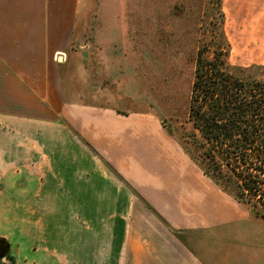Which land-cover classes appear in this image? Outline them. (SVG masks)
Listing matches in <instances>:
<instances>
[{"label":"crops","instance_id":"0c3cea01","mask_svg":"<svg viewBox=\"0 0 264 264\" xmlns=\"http://www.w3.org/2000/svg\"><path fill=\"white\" fill-rule=\"evenodd\" d=\"M40 1L0 0V97L18 102L0 114L20 117L15 126H0V239L8 244L0 264H264L251 213L205 176L164 124L81 106L80 139L57 119L74 116L73 104H25L60 98L53 57L74 21V0H62L60 19L51 8L35 10ZM247 1L263 0H228ZM115 18L103 15V35L122 34ZM116 67L103 60L110 68L103 79L116 81ZM10 191L18 193L15 202ZM38 196L48 205L33 206ZM73 228H81L85 244L76 251L58 239ZM103 228L111 230L104 253Z\"/></svg>","mask_w":264,"mask_h":264},{"label":"rangeland","instance_id":"374dc122","mask_svg":"<svg viewBox=\"0 0 264 264\" xmlns=\"http://www.w3.org/2000/svg\"><path fill=\"white\" fill-rule=\"evenodd\" d=\"M211 1L74 0V21L65 39L67 44H64L62 53L53 57V61L59 60L57 72L60 98L26 100L25 104L34 108H53L56 101L66 106L73 104L77 110L74 116L59 114L57 119L71 124L72 131L80 139L81 106L113 109L123 115L131 114L134 123L164 124L168 131L170 128L181 130V124L187 117L199 38L205 30L204 24L209 23L214 14ZM64 5L62 0H52L51 4L42 0L35 4L34 9L39 7L44 12L51 8L60 19ZM240 6L245 8L239 11ZM222 10L225 16L224 30L231 44L230 63L244 68L258 67L260 78L264 77V0L257 4L247 1L246 5L238 2L235 6L228 0H222ZM103 15L120 18L121 26L116 24L120 26L122 34L103 35ZM84 53L87 57L83 56ZM57 56L63 58V61ZM103 60L116 62V81L112 77L110 80L103 79V72L110 70L103 68ZM17 107V101H4L0 97V112L3 109L13 111ZM4 117L9 119L5 120ZM17 119H20L18 115L0 114V126H15L19 123ZM92 150L98 155L96 150ZM59 171L64 177L65 170L59 166ZM62 190L60 188L59 192ZM16 199L18 193L10 191L8 200L15 202ZM23 199L24 196H21V201ZM48 203L46 196L33 197L31 201L33 206H47ZM108 218H103V225ZM251 219L255 226L253 235L256 239L261 237L259 241H264V219L253 213ZM108 229L105 233L103 228V253L105 248H109L106 239L110 240L111 230ZM80 230L66 229L68 237L63 234L58 239L63 244L70 242V249L76 251L85 245H81ZM95 232L96 229H90L92 237ZM61 244L60 241V244L47 246L55 248Z\"/></svg>","mask_w":264,"mask_h":264},{"label":"trees","instance_id":"16d2710c","mask_svg":"<svg viewBox=\"0 0 264 264\" xmlns=\"http://www.w3.org/2000/svg\"><path fill=\"white\" fill-rule=\"evenodd\" d=\"M199 38L181 130L169 129L188 158L221 191L264 219V77L230 63L222 0ZM1 254L8 244L0 239Z\"/></svg>","mask_w":264,"mask_h":264},{"label":"water","instance_id":"95a60500","mask_svg":"<svg viewBox=\"0 0 264 264\" xmlns=\"http://www.w3.org/2000/svg\"><path fill=\"white\" fill-rule=\"evenodd\" d=\"M84 57H87V54L86 53H84V55H83Z\"/></svg>","mask_w":264,"mask_h":264}]
</instances>
